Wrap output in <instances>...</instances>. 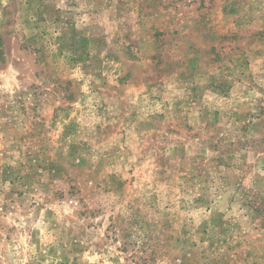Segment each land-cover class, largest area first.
Segmentation results:
<instances>
[{
    "label": "rangeland",
    "instance_id": "1",
    "mask_svg": "<svg viewBox=\"0 0 264 264\" xmlns=\"http://www.w3.org/2000/svg\"><path fill=\"white\" fill-rule=\"evenodd\" d=\"M0 264H264V0H0Z\"/></svg>",
    "mask_w": 264,
    "mask_h": 264
}]
</instances>
